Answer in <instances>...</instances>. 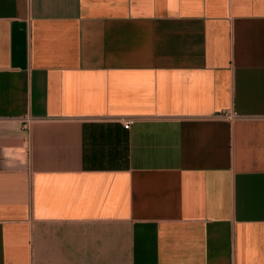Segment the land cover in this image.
<instances>
[{
	"label": "crops",
	"instance_id": "1",
	"mask_svg": "<svg viewBox=\"0 0 264 264\" xmlns=\"http://www.w3.org/2000/svg\"><path fill=\"white\" fill-rule=\"evenodd\" d=\"M0 264H264V0H0Z\"/></svg>",
	"mask_w": 264,
	"mask_h": 264
},
{
	"label": "built area",
	"instance_id": "2",
	"mask_svg": "<svg viewBox=\"0 0 264 264\" xmlns=\"http://www.w3.org/2000/svg\"><path fill=\"white\" fill-rule=\"evenodd\" d=\"M232 115H233V113H230V114H228V117H230V116H232ZM131 122H132L131 119H127V120L124 122V126H125V128H129Z\"/></svg>",
	"mask_w": 264,
	"mask_h": 264
}]
</instances>
